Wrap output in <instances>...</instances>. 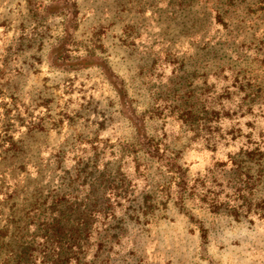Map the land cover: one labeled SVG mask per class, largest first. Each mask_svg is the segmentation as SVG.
Listing matches in <instances>:
<instances>
[{
	"label": "rangeland",
	"instance_id": "374dc122",
	"mask_svg": "<svg viewBox=\"0 0 264 264\" xmlns=\"http://www.w3.org/2000/svg\"><path fill=\"white\" fill-rule=\"evenodd\" d=\"M0 162V264H264V0H0Z\"/></svg>",
	"mask_w": 264,
	"mask_h": 264
},
{
	"label": "trees",
	"instance_id": "16d2710c",
	"mask_svg": "<svg viewBox=\"0 0 264 264\" xmlns=\"http://www.w3.org/2000/svg\"><path fill=\"white\" fill-rule=\"evenodd\" d=\"M89 57H91V55H86V56L82 59L83 61H79V62H75V63H81V64H83V65L86 66V65L89 64V62H88V61H90V60H89V59H90ZM87 62H88V63H87ZM152 154H153V155H156L154 152H152ZM1 164H3V162H0V165H1ZM16 179H17V178L15 177L14 180H16ZM5 183H7V179H6V178H3L2 181H1V184H2V186H1V188H0L1 191H3V190L6 191V189H5V188H6ZM9 188H10V187H9ZM15 192H16V191H15Z\"/></svg>",
	"mask_w": 264,
	"mask_h": 264
}]
</instances>
